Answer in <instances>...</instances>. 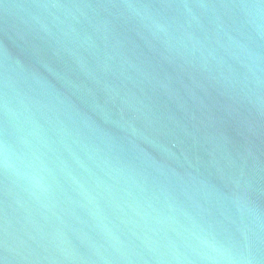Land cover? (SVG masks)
Masks as SVG:
<instances>
[{
	"label": "water",
	"instance_id": "1",
	"mask_svg": "<svg viewBox=\"0 0 264 264\" xmlns=\"http://www.w3.org/2000/svg\"><path fill=\"white\" fill-rule=\"evenodd\" d=\"M0 264H264V0H0Z\"/></svg>",
	"mask_w": 264,
	"mask_h": 264
}]
</instances>
